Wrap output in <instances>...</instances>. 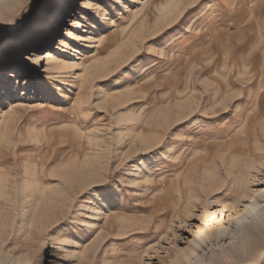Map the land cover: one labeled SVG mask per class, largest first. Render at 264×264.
<instances>
[{
  "label": "rangeland",
  "instance_id": "1",
  "mask_svg": "<svg viewBox=\"0 0 264 264\" xmlns=\"http://www.w3.org/2000/svg\"><path fill=\"white\" fill-rule=\"evenodd\" d=\"M45 6L46 28L20 41ZM10 37L0 57L6 253L167 264L215 203L244 207L264 193V0H23L0 22V44Z\"/></svg>",
  "mask_w": 264,
  "mask_h": 264
},
{
  "label": "bare ground",
  "instance_id": "2",
  "mask_svg": "<svg viewBox=\"0 0 264 264\" xmlns=\"http://www.w3.org/2000/svg\"><path fill=\"white\" fill-rule=\"evenodd\" d=\"M22 3L23 0H0V22L4 21ZM52 11L53 6L48 8L46 6L43 7V14L40 18L37 17L39 21L36 22L34 21L35 15L31 14L18 31L19 40L25 43L35 40L40 31L46 28ZM74 36H72L74 40H83V37L79 34ZM12 41L13 37H10L0 44V57L6 53V46L12 43ZM43 53L44 51L35 49L31 56V61L34 65H37L41 60ZM45 57H51L54 64H61V58L57 55H51L48 52L45 54ZM20 71L21 68L15 65V73L11 72L10 76L16 77V74ZM4 138L1 137L0 153L5 151ZM0 157L3 156L0 155ZM34 176L35 174L32 173L31 177H29V185L32 183ZM245 196L248 195H245V193L241 194V198ZM27 198L29 199L30 197ZM213 234H215L216 241L212 243L209 249L207 248L211 250L212 257L210 260L203 261V254L206 253V248H203L202 244ZM3 245L4 241L1 240L0 264H41V261L37 260L34 262L27 254L15 256L11 253H6L3 250ZM262 248H264V193H259L252 202L247 203L244 207H241L235 201L231 203L225 201L215 203L204 214L201 224L193 233L190 244L186 248L175 252L172 260L167 264L253 263L263 256L264 250H261ZM103 264H109V262L105 261Z\"/></svg>",
  "mask_w": 264,
  "mask_h": 264
},
{
  "label": "trees",
  "instance_id": "3",
  "mask_svg": "<svg viewBox=\"0 0 264 264\" xmlns=\"http://www.w3.org/2000/svg\"><path fill=\"white\" fill-rule=\"evenodd\" d=\"M260 264H264V258H263V260L261 261V263Z\"/></svg>",
  "mask_w": 264,
  "mask_h": 264
}]
</instances>
